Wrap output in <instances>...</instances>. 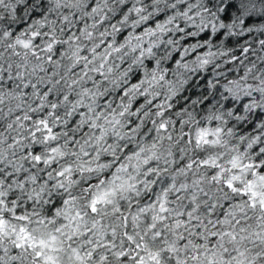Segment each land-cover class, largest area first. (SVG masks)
Wrapping results in <instances>:
<instances>
[{
  "label": "clouds",
  "instance_id": "obj_1",
  "mask_svg": "<svg viewBox=\"0 0 264 264\" xmlns=\"http://www.w3.org/2000/svg\"><path fill=\"white\" fill-rule=\"evenodd\" d=\"M0 68V219L9 231L39 238L65 225L57 264H79L73 248L83 264H136L139 254L145 264H237L239 252L264 264V210L226 187L264 174V0H0ZM102 192L110 202L93 215ZM77 211L82 228L102 220L115 247L93 250L73 232ZM212 232L237 239L223 235L209 250L198 237ZM12 239L2 245L9 252Z\"/></svg>",
  "mask_w": 264,
  "mask_h": 264
},
{
  "label": "snow or ice",
  "instance_id": "obj_2",
  "mask_svg": "<svg viewBox=\"0 0 264 264\" xmlns=\"http://www.w3.org/2000/svg\"><path fill=\"white\" fill-rule=\"evenodd\" d=\"M233 7L234 5L229 4L226 8L223 9L224 16L221 18L222 20H230L231 13L229 9ZM91 10L94 12L95 7H92ZM221 27H223V24L221 25ZM215 34H216L215 29L213 28L212 31L206 33V36H212ZM20 43L23 45L24 48L29 47L28 43H24V42H20ZM108 46L110 47L111 45L109 44ZM117 51H119V49H117ZM177 55L179 56V54ZM102 66L103 65H101V67ZM5 75L6 74L3 73V69L0 68V82H3ZM99 75L102 76L103 73H99ZM8 79L9 81L11 80L10 75L8 76ZM24 87L25 89H28L29 85L25 84ZM122 94L124 96L128 95L127 91H123ZM43 123L45 124V128L47 129V122L43 121ZM160 129L166 131L167 125H161ZM47 130L51 132V129H47ZM206 135L207 133L201 132L198 135L197 143H199L200 140ZM204 142L207 143L208 141L205 140ZM35 151H38V149H36ZM53 151H55V149H53ZM35 159L37 160V162L40 161V157L38 155L35 157ZM204 163H207V162H204ZM232 167L233 168L237 167V162L235 158L233 159ZM248 167H252V165H248ZM260 173H264V166H260ZM8 175H9L10 180L13 179L11 176V173H9ZM59 175H63V173H59ZM251 176L254 177V179H249L247 184L240 189H237L232 182L233 180L239 181L240 180L239 176H234L232 180H229L226 184V187L231 189L233 193L239 191L240 195L245 197L249 201L251 207L253 208L257 206V201H259L260 208L264 210V174H257L256 172H253ZM108 195H109L108 192H102L99 195L93 197V199L91 200V205H90L91 212L93 215H95L98 211L97 209L98 204L110 202V201H107ZM0 203H2V201H0ZM64 203L67 204V201H65ZM161 211H167V209H165L163 205H161ZM229 212H231V207H229L228 205H225V211L222 212V215H221V221H220L221 223L225 219H227V215ZM212 214H213L212 210L210 209L208 211V215L211 217ZM191 216H192V213L191 211H189L188 218H191ZM76 218H80L81 220L83 219V216L79 211L75 213V216L70 222L73 232L79 235L86 236L87 237L86 243L93 245V250L101 246L103 247L111 246L113 248L115 247L114 241L112 239H108V233L103 232V229L105 226L102 220L93 221L90 228L86 224L82 228L80 224L76 223ZM17 219L21 221H25L28 218L24 215H19L17 216ZM123 219H124L125 227H127V223H128L127 216L123 217ZM51 222H54V221H49V223ZM180 222L186 223L187 221L182 220ZM66 223H69V222L66 221ZM98 224H99V229H100V236H97L94 234V230L97 229ZM236 224H240V221L237 220ZM63 227H65V225H61V228ZM61 228L55 229L54 232L49 234L47 237L41 235L39 238H37L31 232H29L24 226H21L18 231H16L15 228H12L11 231H9V229L5 225V222L2 219H0V264H57L59 257L55 255V253L63 250L62 249L63 240L56 235V233L61 232ZM204 230L206 229H199V231H204ZM241 231H243V229H241ZM112 232L114 236L115 230L113 229ZM64 235L69 241V246L71 247L73 236L68 235L67 233H65ZM223 235H229L232 241H235L237 239V236L234 232H226L223 234L212 232L206 238L198 237V243H205V241H207L208 242L207 247L209 250H211L217 245V241L222 239ZM8 236H14V239L10 241V243L12 244L11 252H9L8 248L2 246L4 238ZM124 236L127 238L129 242H132L133 238L132 236L128 235L127 232L124 233ZM155 236L162 237V234L160 232H157ZM101 237H103L106 240V242L103 245H101L100 243ZM153 239H155V237H153ZM240 239L243 240V237H240ZM182 242L185 246H187V244L190 243L191 241L188 240V241H182ZM121 243H123V241H121ZM81 247H83V245H81ZM219 247L223 248V245H220ZM135 248L137 249V252H139L140 245L136 244ZM72 251L74 254H76V260L79 262V264H83V257H81L78 254L79 249L73 248ZM129 251H131V249H129ZM226 251L227 249L225 248L224 252ZM236 251L239 252V249H237ZM87 255L89 257H92V252H88ZM243 255H244L243 252H239V257H242ZM117 256L119 259H122L124 261L129 259L126 252L118 253ZM239 257H233V259L237 260V264H245V262L239 259ZM133 258L136 259V264H145V257L143 254H139L138 256H134ZM99 259L103 261L107 259V255H103ZM210 264H216V262L210 261ZM224 264H231V261L224 260Z\"/></svg>",
  "mask_w": 264,
  "mask_h": 264
}]
</instances>
